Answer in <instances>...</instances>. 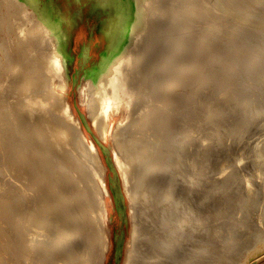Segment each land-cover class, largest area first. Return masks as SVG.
Listing matches in <instances>:
<instances>
[{
    "label": "bare ground",
    "instance_id": "obj_1",
    "mask_svg": "<svg viewBox=\"0 0 264 264\" xmlns=\"http://www.w3.org/2000/svg\"><path fill=\"white\" fill-rule=\"evenodd\" d=\"M107 1L110 43L79 94L103 140L121 113L109 138L132 219L124 264H239L264 243V148L244 168L226 150L264 116V26L204 68L201 56L212 4L226 16L261 4ZM63 27L52 1L0 0V264L105 262V171L65 98Z\"/></svg>",
    "mask_w": 264,
    "mask_h": 264
},
{
    "label": "rangeland",
    "instance_id": "obj_2",
    "mask_svg": "<svg viewBox=\"0 0 264 264\" xmlns=\"http://www.w3.org/2000/svg\"><path fill=\"white\" fill-rule=\"evenodd\" d=\"M49 1H52L61 11L63 28L66 34L69 72L68 90L65 98L74 116V122L79 126L84 136L86 145L92 146L96 151L105 171L104 185L106 193L104 199L109 217V230L108 249L104 264H124V255L131 239L132 219L121 178L114 163L109 138L118 123V117L121 113L113 115V120H110L107 129L106 140H103L93 127L83 103V96L79 94V87L86 73L99 63L102 53L105 52L110 43L111 9L107 0H41L44 3ZM246 1L249 6L256 3L261 5L258 8L255 7L254 12L251 14L244 12L243 9H237L238 11L234 12L232 16H226L216 3L212 4L213 10L207 11L206 17L209 22L213 23V30L212 34L205 37L206 49L201 56L203 68L211 55L216 54L218 49L235 41L236 32L249 29L254 25L264 26V0ZM208 20L204 18V21ZM255 145L264 148V116L259 121L255 131L239 144L236 145L231 140L227 141V156L230 161L232 160V163L238 165V168H244L248 163L246 157L249 156L248 153ZM229 160L221 162L218 168L220 169L223 163L229 164ZM246 175L247 178H252L250 173L246 172ZM213 177L218 179L219 173L216 171ZM260 184V181L255 180L257 195L260 193ZM251 208L246 207V210L249 212ZM239 219H241V216L235 215L231 222L239 223ZM243 220L246 221V218ZM256 248L260 250L257 255L254 254ZM119 252L121 254L118 261L117 255ZM212 253L218 255L219 252L213 250ZM238 263L264 264V243L256 245L250 251L244 250ZM211 264L231 263L225 260H217Z\"/></svg>",
    "mask_w": 264,
    "mask_h": 264
}]
</instances>
